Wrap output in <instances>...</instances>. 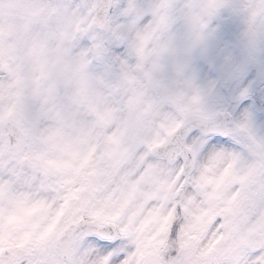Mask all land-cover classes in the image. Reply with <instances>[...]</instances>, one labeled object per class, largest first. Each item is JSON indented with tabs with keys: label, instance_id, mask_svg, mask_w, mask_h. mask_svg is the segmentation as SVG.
<instances>
[{
	"label": "snow or ice",
	"instance_id": "snow-or-ice-1",
	"mask_svg": "<svg viewBox=\"0 0 264 264\" xmlns=\"http://www.w3.org/2000/svg\"><path fill=\"white\" fill-rule=\"evenodd\" d=\"M0 264H264V0H0Z\"/></svg>",
	"mask_w": 264,
	"mask_h": 264
}]
</instances>
